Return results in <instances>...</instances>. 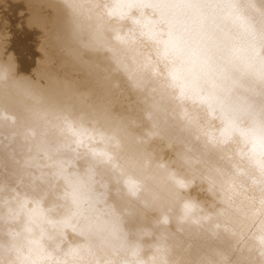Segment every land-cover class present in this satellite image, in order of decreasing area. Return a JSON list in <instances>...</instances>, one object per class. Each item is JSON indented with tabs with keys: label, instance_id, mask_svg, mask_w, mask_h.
I'll list each match as a JSON object with an SVG mask.
<instances>
[{
	"label": "bare ground",
	"instance_id": "bare-ground-1",
	"mask_svg": "<svg viewBox=\"0 0 264 264\" xmlns=\"http://www.w3.org/2000/svg\"><path fill=\"white\" fill-rule=\"evenodd\" d=\"M0 264H264V0H0Z\"/></svg>",
	"mask_w": 264,
	"mask_h": 264
}]
</instances>
